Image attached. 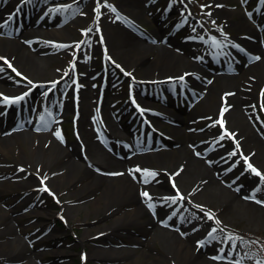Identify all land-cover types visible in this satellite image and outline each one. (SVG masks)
<instances>
[{
    "label": "rangeland",
    "instance_id": "obj_1",
    "mask_svg": "<svg viewBox=\"0 0 264 264\" xmlns=\"http://www.w3.org/2000/svg\"><path fill=\"white\" fill-rule=\"evenodd\" d=\"M72 1L77 3V7H79H76L77 11L73 9L72 6L68 7V9L70 8L69 10L67 9V11L70 12V17L75 16L72 19L73 21L71 20L72 23L68 25L69 32L67 34H52L51 37L39 34L40 36L35 38V41L33 42L34 48L23 41V39L29 34L27 32L28 29L23 30L20 37L6 36L7 38H5L17 43L19 49L15 51L14 54L22 52L25 55H32L34 58L43 57L45 55L53 56V61H50L48 64L47 72H43L40 77L53 79L55 75H57V77L62 75L55 91H63L58 94L62 105L61 112L64 114L61 119L65 124L63 126V133L66 142L63 144H69V146L76 147L77 151L78 148L81 149V145H79V142L77 141V132L73 131L72 133L71 130V128H73L71 122V102L67 105L64 96L65 85L70 82L72 87V76L70 75L72 67H76L80 82H86L81 74L86 75L88 72L93 71L99 72L102 67H105L106 72H108L107 96L110 99H115L116 88H118L117 90L125 92L126 88L131 86L137 97L141 100H145V98L142 97L143 95L141 91L151 94V101L148 103H159L156 107L160 111H164V114H167L180 122L173 123L161 118H155V121L158 122L157 125L159 128H161L169 138L162 140L159 150H154L153 153L147 154L143 156V158H139V160H141V166L143 163V166H146L150 171L157 173L154 178H148V185L150 186L147 187V190L148 188H153L156 192L161 193V191H167L171 193L173 188H168L171 181L172 186L175 184L174 189H178L181 193L185 194L186 186L179 183L178 178H174V176L172 177L170 172H162L161 170L156 169L161 166L169 170L176 162L171 163V161H164L163 163L158 160L163 157V160H165L167 158L166 156H168L171 150L174 149L170 146L174 141L183 138V135L188 136L191 133V136H194L192 137L194 141L205 140L206 144L209 142L206 140L207 138L216 140L215 142L218 143L217 147L212 149V155L207 160L205 159L204 163L209 167H212L211 170L213 175L221 185L230 190V195L238 196V198L251 202L254 205H249L247 208L240 207L233 210L226 208V205H221L219 198L217 199L214 197L212 200H203L198 197L197 199L201 202L193 201L190 203L186 208L187 213L190 216L198 213L202 216L204 215V223H202L203 226L201 227V233H206L209 227L208 225L217 229L223 228V233L219 231L217 232V236L219 237V239H217L218 247L221 248L222 246L226 248L225 250L228 252L233 251V257L239 258L238 260L243 258L242 261H244V259L246 260L247 263L244 264H257V261H264V204L256 203V198L246 199V197L254 196L259 197V200L264 201V181H262L260 177L254 175L250 170H247V165L241 157V153L243 154V157H250L249 162L261 171V173H264V163L260 160L261 158L257 153L258 147L250 142L249 144L239 143V150H237L236 143L232 138L225 137L223 140H220L224 131L220 130L218 123H215L217 122L215 120V114L218 113L221 115V110L225 107L224 103H222L223 101L217 103L218 105L212 107L211 110H208V108L202 109V106H204L202 102L204 98V94L201 93L202 89L194 87L184 80L181 82L172 81L170 83V81H162L163 79L160 78L161 80L159 82L153 80H151L153 82L150 81V77L162 76L164 73L174 71L168 70L165 72L162 69L160 61L155 64L152 63V61L154 62L155 60L154 53L156 48L163 47L169 51L176 50L173 46H168L166 43L161 42V38H166L172 28L178 24H183L182 26L185 28V34L176 38V41H178V44L176 43V45L184 42L182 39L184 40L189 34L193 35L192 31L195 29L203 34L205 31L209 30L212 31L214 35L232 37L235 39V43L238 42L239 37L246 34L250 35L253 32L264 36V10L263 13L259 12L260 6L258 4L260 3V0H184L192 7V12L187 14L185 18L179 10L180 6H178V4L181 3V0H153V4L151 5L146 4L147 0H140L141 2L143 1L144 8L139 12L138 9L130 8V6L121 7L120 11L123 10L124 13H126L125 16L127 19L134 20L133 23L135 24L130 25L122 19H120V21L138 38V40H140L141 43H143L142 46H145L148 49L143 51L145 54L140 51H134L135 53H133L132 56L130 55L131 57L124 53H116L111 48L110 40H108L106 32L107 29H113L114 25L109 22L108 16L104 17L102 15L99 16V25L102 26V28L105 27L104 31L107 48H105V45L97 39L99 48L94 52L84 50V37L89 29L91 31L92 28L95 27V18L98 11L94 3L91 7H86L81 5V3H84V0ZM262 3L264 5V0ZM219 7L225 12L220 11ZM86 9L88 13L81 15V12L86 11ZM130 9L137 11L139 17L133 15L135 18H132ZM211 11H213L212 15L209 16L208 14ZM226 11L229 14L227 13L226 15ZM128 13H130L131 16H128ZM205 17L208 18L204 23L203 19ZM181 18L183 20H180ZM241 20L244 21L245 24H242ZM71 21H67V23H70ZM198 21L202 24L201 27L197 25ZM61 23L60 20L52 24L49 23L48 25L43 26V29L53 30L57 25L61 26ZM62 25H64V23H62ZM154 38L160 43L152 41ZM224 43L226 45L229 41ZM164 44H166V46H164ZM197 45L199 47V44ZM1 52L8 55L16 64L13 59L14 56L10 54L8 49H0V53ZM245 53L238 54L237 52H233L231 57L233 60L229 59V57L226 60H221L219 63L223 67L222 69H224V72H221L218 69L211 71V74L209 73L211 76L213 75L216 77L215 83L210 78L211 76L209 74L206 77H209L210 81L203 77H199V79L196 80L201 81L207 88H210L209 86L214 84L211 88V91L214 90L212 96L213 100L216 98L217 94H219V98H222L224 94V90L222 89H227L228 87H240L246 94H248L247 91H249V101L242 106L244 121L247 122L246 126H249L264 143V94L257 83L259 78L250 73L256 67L260 68L263 63L260 62L250 65L249 57L256 55V52L248 50V52ZM58 54H60L59 57ZM142 56L143 58L141 59L144 63H149V67L146 71L142 70L143 67L141 65L130 67L133 60L137 58L139 59V57ZM116 65H119L120 67H116ZM0 66L4 68L2 74L6 77V80L8 79L10 83H14L13 85H10V88L12 89L9 90L4 88V90L15 91L26 82V79L24 78L26 72L18 65L17 66L22 70L24 77L15 76L7 70L1 62ZM228 67L230 71L228 70ZM125 73H130L131 75H126ZM233 74H236L235 78L227 80L222 86L217 85L220 81V78L217 76H235ZM141 75H145V77L150 79H144ZM163 78L165 79V77ZM157 79L159 80V78ZM94 82L96 85H99L101 83L100 77H97ZM1 83L4 84V82ZM86 84L91 87L89 88L90 92L86 94V97L91 95V98L88 100L85 99V101L90 105V112L92 111L94 113L93 103L96 99L97 89L92 87L94 84H92L91 81H87ZM188 84L193 88V97L187 93V91H189ZM169 86L175 88L176 91L184 90L187 93L186 100L184 99V102L179 101L176 103L172 97H169L168 102L171 105H165L162 102L155 101L156 95L155 92L152 91L153 87H159V89H162L163 93L166 95V92L168 91H166L165 88H168ZM38 88H36L37 92L35 91V93L31 94L30 98H28L29 105L30 102L34 103L36 97L39 95ZM85 90L82 91L83 94ZM157 94L161 95L162 93L157 92ZM181 98L182 97H180V99ZM196 98H198L197 102H195ZM124 102L125 100L123 103L114 102L112 104L109 102L106 104L103 117L106 118L110 116L115 122H117L114 119L116 116L121 118V122L125 128H123V126L121 127L120 124H117L124 135L123 138L126 140L129 138L127 130L129 132L133 131L137 133L138 127L136 126V120L130 122L126 121V116L122 113ZM46 109L48 110V114L51 113V118L54 120V114L52 113L54 110L53 107L50 108V106H48ZM112 109H114L116 116L112 115ZM197 113L199 115H197ZM223 120L225 123L227 122V127L225 128L228 132L234 133L232 131V125L227 121L228 117L223 115ZM6 127L7 129L2 131L3 134L7 132V130L13 128V122H8ZM189 128L191 130H188ZM48 137L49 139H52L55 135L52 134ZM36 139L38 140L39 136H36ZM18 141L22 142L20 139ZM194 141H190L189 144L192 145ZM101 145L103 146V144ZM84 148H86L85 145ZM220 150H224L222 151L223 153L220 152ZM234 151H236V155H229ZM83 152L86 153V150L84 149ZM15 155V152H10L6 157V163H8V166H12L8 169L4 168L5 173L7 172L6 177H14L20 172V177L22 179H15L16 183H11L8 187L0 186L3 201L0 200V203L3 208L12 209L13 207L4 205V202L11 205L14 203L13 200L16 199L17 204L19 205L15 209L13 208L15 214L10 215L11 218L9 217L12 228L6 227L7 223L4 218L0 219V260H2L0 261V264H174L172 256L168 254V248L165 242L162 240L154 241V239H151V235H148L147 230L152 228V226H145L146 230H144L137 229L133 224H127L117 227L116 230L113 231L107 229L106 225L111 222L120 223L124 221V218L119 217L117 210H114L117 206H121L119 212H124L135 208V204L129 202L126 198H119L117 200L118 202L112 205L111 208H106L104 206L105 200L102 198L103 195L100 192L101 189L98 186H94L93 188H87L83 193L81 192V190L84 189L82 185L83 182L79 179L75 180L72 184H65L59 187L52 186L49 178L53 175H47L46 172H41L42 179H38V173L36 170H26L25 165L23 166V164L15 165L16 162H14L12 158ZM112 155L125 161V158L122 159L120 156L118 157L113 153ZM201 156H203V154ZM123 171L130 176V179L133 180V182L136 183L142 181V183H145L144 175H140L139 172H136L135 176H131L129 168L126 167ZM90 178H92V176H90ZM247 179H249V182L256 181L257 184H248L246 186L245 181H247ZM19 180H23L25 182L24 185L18 184ZM42 180L50 187V192L54 195L49 194V192L41 191L40 185ZM165 184L168 189L163 188L165 187ZM139 190L140 194H142L141 192H144L145 189L143 190L139 188ZM96 197L100 198L99 205L96 208L93 209L91 206L87 208L83 207L86 203L94 200ZM76 205H80L81 207L77 208ZM198 205L202 207L198 208ZM47 210L49 213H47ZM112 210L115 211L113 215L110 217L105 216ZM53 211L60 212L61 216H63V223L59 218L56 216L54 217V213H52ZM205 212L213 213L215 219H219L221 224L217 225L215 220H209L205 216ZM134 218L135 216H131V218L129 216L128 222ZM20 223L23 225L22 227L19 226ZM25 226L26 228H24ZM69 233L74 237L70 236ZM201 233L199 235H201ZM229 236L234 238L236 245L235 249L232 248V241L227 240V237ZM196 241H198V239ZM81 248L85 251V255L79 253V249ZM225 255L227 258L233 259V257L228 256V254ZM224 261L231 262L229 259L218 262H220V264H229ZM231 263L236 264V261H232Z\"/></svg>",
    "mask_w": 264,
    "mask_h": 264
},
{
    "label": "bare ground",
    "instance_id": "obj_2",
    "mask_svg": "<svg viewBox=\"0 0 264 264\" xmlns=\"http://www.w3.org/2000/svg\"><path fill=\"white\" fill-rule=\"evenodd\" d=\"M6 1L8 2L5 7L8 6V4H13L15 6L18 2V4L22 3V6L30 3L28 1L24 2L23 0ZM93 3L98 9V13L95 18L96 25L94 28H92L91 31H88L86 36L84 37V50H90L91 52H94L97 48H99L97 39L105 45V48H107L104 31L105 27L102 28V26L99 25V16L101 15L104 17L108 16L109 22L113 23L114 25L113 29H107L106 32L107 38L108 40H110L111 48L114 50V52L121 54L124 53L128 56H132V54L135 53L134 51L143 52L148 50L147 47L142 46L143 43H141L140 40H138V38L120 21V19H124L125 21H127L124 16L126 13L123 14L124 11H120L121 7L130 6V8L138 9L139 12L142 10V8H144V5L140 0H84V3H81V5L91 7ZM77 5V3L72 5L69 4L60 9L63 10V8L67 9L68 7L72 6L73 9L77 11V8L79 7H77ZM109 6L114 7L116 9V12H112L111 7ZM1 8L2 6L0 3V9ZM219 9L220 11L225 12L221 7H219ZM2 12L3 11L0 10L1 18H3L4 16ZM212 12L213 11L210 12L211 15ZM81 13V15H83L85 13H88V11L86 9V11H82ZM130 13L132 14V18H135L133 15L139 17L137 11H133L132 9H130ZM130 13H128V16H131ZM227 13L228 12L226 11V15ZM117 15L120 16V19H117ZM207 18L208 17H205L203 22ZM128 21L132 23L134 20H130L128 18ZM33 23L34 21H30V24ZM242 24H245L244 21H242ZM39 30L41 32H37V34H41L43 31L42 28H39ZM68 32L69 28L67 24L63 27L55 28L54 30H47L42 34H44L46 37H51L52 34L59 35V33L67 34ZM210 34L212 35V33ZM211 35H204L205 37H201L204 40L208 39V44L204 49L201 48L202 46H199L198 48L197 46L189 43H181V45L179 46L174 45L176 46V50L173 51H169L168 49H164L163 47L156 48L154 53L155 60L154 62L152 61V63L155 64L160 61L163 71H174L164 73L162 74V76L160 75L150 77L151 79L145 77V75L141 76L144 79L150 80H156L157 78L168 76L173 81L180 82L184 80L192 86L202 89L201 93L204 94V98L202 100L204 106H202V109L208 108V110H211L212 107L218 105L217 103L223 101L222 103H224V106L228 108V111H226L224 115L228 117L227 121L230 125H232V131L235 133L234 142L236 143V141H238L240 144H249L250 142L251 144L258 147L257 153L261 158L259 159L264 163V143L249 126H246L247 122L244 121V117L242 114L243 104L249 101V91H247L248 94H246L240 87H228L227 89H222L224 90L222 98H219V94H217L216 98L213 100L212 96L214 90L211 91V88L214 84L209 86L210 88H207L204 84H202L201 81L196 80L199 79V77H203L207 80L208 78H206V76H208L209 73L211 74V71L213 70L211 68V61L209 60L207 53L217 51V48L223 45L224 42L230 41L231 48L236 52H239L241 50L245 51L247 49H251L257 52L258 55L256 57H259V61L257 63L262 62L263 64L260 66V68L256 67L255 69H253L250 73L251 75L257 76L259 78L257 80V83L261 87V90L264 94V37H262L258 33L253 32L250 35L246 34L242 37H239L238 42L235 43V39H233L232 37V39H223V37L219 35H217L216 37ZM219 42H221V45ZM0 49H8L10 54L14 56L13 59L16 64L26 72V78L32 81L31 84L27 83L26 87L34 85L39 81H52L51 79H47L45 77L41 78L40 75L43 72H47L48 64L50 63V61H53V56L45 55L43 57L34 58L32 55H25L22 52L14 54V52L19 49L17 43L15 41H9L5 39V37H0ZM143 53L145 54V52ZM59 55L60 54H58V57ZM143 56L139 57V59L137 58L133 60L130 67L141 65L143 67L142 70L146 71V69H148L149 67V63H144V61L141 59L143 58ZM16 64L14 63L15 67L19 71H22ZM55 77H57V75H55ZM97 77H99V73L94 71L88 72L84 76L86 82L91 81L92 83H94L93 81ZM180 77H183V80H180ZM217 77L220 78V81L217 83V85L222 86L227 82V80L235 78L236 75ZM211 78L215 83L216 77L212 75ZM1 82H4V84H2ZM86 82H84V85L86 86L83 90H88H85L84 94L82 92L79 96V100L82 103H80L81 110L77 123L79 140L81 141L80 145L86 146V153H84V155L80 153L79 148L77 151L76 147L69 146V144L65 145L66 147H63V145L58 143L56 139H49L47 134L39 136L38 140L36 139L35 132L32 131L30 132V134L22 132L20 136L19 134L17 135V133L4 135L2 131L7 129L5 125H8V122H14L15 120H17V118L14 111L12 110V107L3 112L4 115H1L2 113L0 114V186L8 187L9 184L16 183L15 179H22L20 177V172L17 173L14 177H6L7 172L5 173L4 168L8 169L12 167L11 165L8 166V163H6V157L10 152H15L16 155L12 157L13 161L16 162L15 165L23 164V166L25 165L26 170H36V172L38 173V178L42 177L41 172H46L47 175H53L51 178H49L48 176V178L50 179V184H52V186L59 187L65 184H72L75 180L79 179L83 182L82 185L84 189H80L83 193L87 188H93L94 186H98L101 189L100 192L103 195L102 198L105 200L104 206L106 208H111L112 205L118 202L117 200L119 198H126V200H128L129 202L135 204V208L124 212H119L121 210V206H117L114 209L117 210L120 218H124V221L120 223L111 222L106 225L107 229H110V231L116 230L117 227L127 224H133V226H136L137 229L144 230H146L147 226H152V228L147 230L148 235H151V239H154V241L162 240L163 242H165L168 248V254L172 256L174 264H220V262L214 260L218 247L215 245V241L213 239H210L209 242L203 247H198L196 243V239L198 237L200 238V236H203V234L199 236V234L201 233V229L198 230L196 227H199L203 223L204 215L202 216L200 214H197L192 217L189 216L190 220L188 222V219L186 218L188 217V213H186V211L180 213L179 211L175 210L171 204L168 203V199L162 200L166 197L163 195V193L165 192H156V190L153 188H148L147 190V187H149L150 185L144 184L141 181L135 183L130 179V176L128 174L124 173L123 170L126 167L129 169L133 168L132 163L126 160L123 161L112 155V153L116 154V151L122 149L121 145L119 144V139L124 135L122 134L118 124L122 126L123 124L120 120L117 124V122L110 118V116L106 118L103 117L102 120H94V115L92 114V112H90V105L85 101V99L88 100L91 98V95H88L86 97V94L90 92L89 88H91L86 84ZM10 85H13V83H10L8 79L6 80L5 76L0 74V88L10 90L12 89L10 88ZM66 88L69 92L71 88L69 83ZM34 89L35 88H33V90ZM20 90L21 89H18L17 91ZM229 93H231L232 95H226ZM145 96L150 97V94H145ZM108 101L109 99L107 97V100L104 99L101 103V111L99 110L101 115H103V112H105V106L109 103ZM197 115L199 114L197 113ZM33 118L36 119L35 116H33ZM226 124L227 122L225 123V127H227ZM100 129H102L108 135V141H110L111 139L113 140V142L111 143V153L107 151L99 142V134L101 133ZM191 135V133L188 136L183 135V138H180L178 141H174V143L172 144V147H174V149H172L170 154L166 156L167 158L163 160V157L158 160L159 162L163 163L164 161H171V163L176 162L174 164L175 166L173 165L169 170L161 166L160 168L156 169H159L162 172H170L172 177L174 176V178H178V182L186 186L185 200L187 201L201 202L197 199L198 197L203 200H212L215 197L217 199H220L221 205H226V208H230L233 210L240 207L247 208L249 207V205H254L251 202H247L241 198H238V196H234L232 194L230 195V190H228L225 186L221 185L218 182L217 178H215V176L213 175V172L211 170L212 167H209L204 163V160H207L212 155L211 151L213 150L211 144H206L205 142H196V140L194 141V139L192 138L194 136ZM19 139L22 142H19ZM192 140L196 142V144H189V142ZM222 151L220 150V152ZM198 153H203L204 158H201L199 155H197ZM161 168H165L166 170ZM177 172H179V175H175ZM90 176H92V178H90ZM24 183L25 182L23 180H19L18 182V184L22 185H24ZM246 183L257 184L256 182L252 181H246ZM139 188L143 190L145 189L144 191H147L149 193V195L152 197V200L148 201L142 194H140ZM0 200L2 201L1 190ZM13 202L14 203L11 205L4 202V205L13 207L15 209L19 204H17L16 199H14ZM99 202L100 198L96 197L94 200L86 203L83 207L87 208L91 206V208L94 209L99 205ZM149 203H152L154 207L150 209L148 207ZM76 207L78 208L81 206L76 205ZM147 207L149 209H147ZM13 208H3L2 204L0 203V219L4 218V220H6V227L12 226L10 223L11 221H9V217L10 215L15 214V210H13ZM184 208L185 207H183L182 210ZM114 210L110 211L105 216L110 217L115 213ZM47 213H49L48 210ZM52 213H56V211H53ZM173 213H175V215H173ZM129 216L130 218L131 216H135V218L128 222ZM182 216H184L183 219ZM169 217L171 218L169 219ZM173 221L177 222L182 232L164 226L167 224H171ZM162 223H164V225H162ZM19 226L22 227L23 225L20 223ZM24 228H26V226Z\"/></svg>",
    "mask_w": 264,
    "mask_h": 264
},
{
    "label": "snow or ice",
    "instance_id": "obj_3",
    "mask_svg": "<svg viewBox=\"0 0 264 264\" xmlns=\"http://www.w3.org/2000/svg\"><path fill=\"white\" fill-rule=\"evenodd\" d=\"M28 2H31V0H28ZM218 6H219V5H218ZM109 7H111V6H109ZM202 7H204V6H202ZM18 11H19V9H18ZM97 11H98V9H97ZM111 11H112V12H116V9H115L114 7H111ZM209 15H211V13H209ZM117 19H120V16H119V15H117ZM89 31H90V29H89ZM77 47H78V45H77ZM255 59H259V57H256ZM0 61H3V64H4V65H7V67H8L9 69H11L12 72L16 73L17 76H21V73L18 72L17 69H16L15 67H13V65L11 64V62H10L9 60H7V59L4 58V57H0ZM116 67H120V66H119V65H116ZM3 71H4V68H3L2 66H0V73H2ZM125 74H126V75H131L130 73H125ZM25 79H26V78H25ZM179 79H180V80H183V77H180ZM28 83L31 84L32 81L29 80ZM26 95H27V93H25L24 95H21V96L15 97V98H9V97H7V96H3L2 94H0V97H2V99H0V102L5 103V104H19L21 101H23V100L25 99V96H26ZM226 95H232V94L229 93V94H226ZM226 111H228V108H227V107L223 108V109L221 110V119H220L219 121L215 122V123H219L220 126H221L222 128L225 127V122H224V120H223V115H224V113H225ZM49 115H51V113H49ZM41 120L44 121V117H41ZM44 124H45V126H46L47 122L44 121ZM56 135L62 139V137L60 136V133H59V132H57ZM225 137H229V138H232L233 140H235V133H230V132H228V130L225 128V131H224V133L221 135L220 140H223ZM236 148H237V150H239V142H238V141H236ZM236 154H237L236 151H234V152L230 153L229 155L234 156V155H236ZM241 157L244 159V161H245V163H246V165H247V170H250L254 175H256L257 177H260V179H261L262 181H264V173H261V171H259L256 167L253 166L252 163L249 162L250 157H243V154H242V153H241ZM134 171H135V172H143V175H144V177H145V180H144L145 183L149 182L148 178H154V177L157 175V173L154 172V171H150V170H141L140 168H136ZM117 174H118V173H117ZM175 175H179V172H177ZM41 183L43 184L44 181L42 180ZM173 187H175V184H173ZM41 191L49 192V194L54 195L53 193L50 192V189H48L47 186H44V187L41 189ZM142 195H143L148 201H151V200H152V197L149 195V193H148L147 191L142 192ZM167 199H171V200H172V203H176V200H177V199L183 201V200L185 199V197H184L183 195H181V194L179 193V190L177 189V197H176V198H167ZM246 199H255V197H254V196H252V197H246ZM255 202H256V203H259V204H264V201H261V200H256ZM148 207L151 209V208L154 207V205H153L152 203H149V204H148ZM197 207L200 208V207H202V206H199V205H198ZM173 215H175V213H173ZM205 216H206L209 220H215V223H216L217 225H220V224H221V221H220L219 219H215L213 213H211V212H205ZM170 218H171V217H169V219H170ZM218 231L221 232V233H223V232H224V229H223V228H219V229H217V228L214 227V228H212V229L209 231V233H208V237L211 238V239H213V240H217V239H219V237H218L217 235H215ZM241 239H242V238H241ZM227 240H228V241H232V248L235 249L236 245H235L234 238L231 237V236H229V237H227ZM208 242H209V241H208L207 239H206V240H203V241H197V245H198V247H203V246H205ZM216 258H218V257H214V259H216ZM236 264H240V262L237 261ZM257 264H264V261H257Z\"/></svg>",
    "mask_w": 264,
    "mask_h": 264
}]
</instances>
